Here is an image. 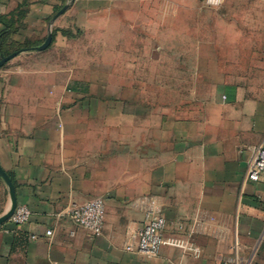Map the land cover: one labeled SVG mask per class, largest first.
I'll use <instances>...</instances> for the list:
<instances>
[{
  "label": "crops",
  "instance_id": "obj_1",
  "mask_svg": "<svg viewBox=\"0 0 264 264\" xmlns=\"http://www.w3.org/2000/svg\"><path fill=\"white\" fill-rule=\"evenodd\" d=\"M91 1L53 21L67 0H0V59L30 45L0 67V165L32 211L0 225V264H264V174L246 176L264 145V0H142L143 70L117 60L110 28L103 50L61 34L34 49L91 23ZM95 197L97 236L67 216ZM10 205L0 175V217ZM148 211L201 255L127 251Z\"/></svg>",
  "mask_w": 264,
  "mask_h": 264
},
{
  "label": "built area",
  "instance_id": "obj_2",
  "mask_svg": "<svg viewBox=\"0 0 264 264\" xmlns=\"http://www.w3.org/2000/svg\"><path fill=\"white\" fill-rule=\"evenodd\" d=\"M202 3L206 7L216 8L220 6L222 0H202ZM263 174L264 145L259 144L251 148L246 176L249 180L257 181ZM31 216L32 211L29 206L18 204L10 220L14 224L20 225L28 222ZM67 216L75 225L85 228L93 235H100L105 223V200L102 197L92 198L71 208ZM166 226L167 221L164 214L148 211L145 215V223L137 230L134 238L125 245V249L146 259L156 258L164 245L177 246L192 252L195 256L201 255V249L194 243L182 238L167 237L165 235ZM46 234L52 235L53 231L49 229ZM231 264H235V262Z\"/></svg>",
  "mask_w": 264,
  "mask_h": 264
},
{
  "label": "rangeland",
  "instance_id": "obj_3",
  "mask_svg": "<svg viewBox=\"0 0 264 264\" xmlns=\"http://www.w3.org/2000/svg\"><path fill=\"white\" fill-rule=\"evenodd\" d=\"M95 1L97 2V4L98 2H103L104 5L99 6L96 4L94 8L91 9L89 8L88 10H86L85 13L83 14V18H81L85 21L89 18L87 22H91V23H89L88 25L72 23L68 27L55 28L53 29L52 35L56 36L58 34H61L65 37L74 38V39L81 37L82 40L83 38H85L84 39L85 42L83 43L85 46H89V47L93 46V50H95L100 45L99 47L100 50H103L105 46H108V44L105 43L106 39H103L105 40L103 42V40L100 41L98 38L105 37L110 28L113 31V34L116 35V41L115 44L113 45L115 46L117 60L123 62L124 60V58L122 57L123 54L125 53L127 58V54L130 52L129 54H131L132 67L143 70V19H142L143 12L138 10V4L143 1L142 0H95ZM239 1L243 2V4H251L252 2L251 0H239ZM76 2L77 0H67V2L63 4V6H65L66 4L69 5L66 11L63 14L56 17L57 12L61 8H63V6H61L58 10H56L52 20L54 21L60 18L62 15H64L67 12V10L70 7L75 5ZM130 6H132L133 9L130 10ZM99 11L103 13L104 16L103 18L100 17L98 13ZM111 30L110 33H112ZM87 36H92L93 38H97V39L96 41L95 40L92 41L91 44L86 41ZM125 61H127V59H125L124 62ZM140 78L141 81L143 82V74L141 76L138 74H133L131 76V81L133 82L139 81Z\"/></svg>",
  "mask_w": 264,
  "mask_h": 264
},
{
  "label": "water",
  "instance_id": "obj_4",
  "mask_svg": "<svg viewBox=\"0 0 264 264\" xmlns=\"http://www.w3.org/2000/svg\"><path fill=\"white\" fill-rule=\"evenodd\" d=\"M68 4H66L65 6H63V8H61L57 14L56 17H58L59 15L63 14L66 9L68 8ZM52 32H50L47 36V38L45 39V41L39 45L34 47V49L36 50H44L46 48H48L52 42ZM22 50H17L14 51L8 55L3 56L0 59V67H2L7 61H9L10 59H12L13 57L17 56ZM0 175L3 177V179L6 181V183L8 184V187L10 189V194H11V205L10 208L8 209V211L2 216L0 217V225L3 224L5 221H7L12 214L14 213L17 205H18V200H17V196H16V192H15V187L13 184V181L11 179V177L8 175V173L1 167L0 165Z\"/></svg>",
  "mask_w": 264,
  "mask_h": 264
},
{
  "label": "trees",
  "instance_id": "obj_5",
  "mask_svg": "<svg viewBox=\"0 0 264 264\" xmlns=\"http://www.w3.org/2000/svg\"><path fill=\"white\" fill-rule=\"evenodd\" d=\"M28 46H30V45H29L28 43H25L24 46H20L19 48H16V49H14V50H12V51L6 53V54H3V55H8V54H10V53H12V52H14V51H17V50H24V49H26V48H24V47H28Z\"/></svg>",
  "mask_w": 264,
  "mask_h": 264
}]
</instances>
